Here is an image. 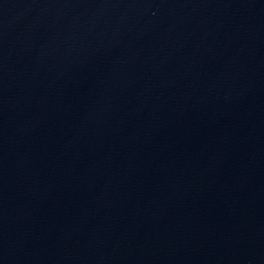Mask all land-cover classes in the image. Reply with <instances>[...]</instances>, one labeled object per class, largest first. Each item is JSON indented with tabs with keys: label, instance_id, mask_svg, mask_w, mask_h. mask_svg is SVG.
I'll return each instance as SVG.
<instances>
[{
	"label": "water",
	"instance_id": "water-1",
	"mask_svg": "<svg viewBox=\"0 0 264 264\" xmlns=\"http://www.w3.org/2000/svg\"><path fill=\"white\" fill-rule=\"evenodd\" d=\"M0 264H264V0H0Z\"/></svg>",
	"mask_w": 264,
	"mask_h": 264
}]
</instances>
